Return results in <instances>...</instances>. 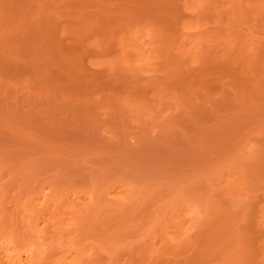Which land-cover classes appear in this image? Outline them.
Returning a JSON list of instances; mask_svg holds the SVG:
<instances>
[{
  "label": "rangeland",
  "instance_id": "rangeland-1",
  "mask_svg": "<svg viewBox=\"0 0 264 264\" xmlns=\"http://www.w3.org/2000/svg\"><path fill=\"white\" fill-rule=\"evenodd\" d=\"M0 264H264V0H0Z\"/></svg>",
  "mask_w": 264,
  "mask_h": 264
},
{
  "label": "bare ground",
  "instance_id": "bare-ground-1",
  "mask_svg": "<svg viewBox=\"0 0 264 264\" xmlns=\"http://www.w3.org/2000/svg\"><path fill=\"white\" fill-rule=\"evenodd\" d=\"M10 256V255H9ZM12 257V256H11Z\"/></svg>",
  "mask_w": 264,
  "mask_h": 264
}]
</instances>
